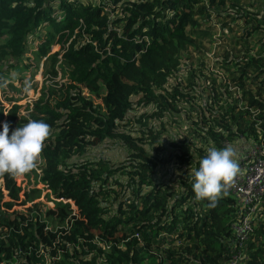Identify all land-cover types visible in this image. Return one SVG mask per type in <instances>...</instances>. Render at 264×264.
<instances>
[{"label":"trees","instance_id":"trees-1","mask_svg":"<svg viewBox=\"0 0 264 264\" xmlns=\"http://www.w3.org/2000/svg\"><path fill=\"white\" fill-rule=\"evenodd\" d=\"M211 15L230 35L231 51L216 60L225 77L198 74L182 61ZM2 36L0 68L13 59L29 71L34 64L21 61L29 53L67 82L41 85L20 106L5 94L0 69V99L13 102L0 100V131L8 123L11 135L29 119L52 129L33 182L48 190L51 207L37 201L15 209L39 188L23 190L16 177L0 176V264H226L233 256L234 264H264V216L238 247L233 196L210 206L192 191V171L210 146L264 147V0H0ZM181 69L186 84L169 83ZM133 106L149 110L129 116ZM179 106L195 116L193 136L171 143L164 161L159 132ZM103 140L125 148L126 159L86 158ZM167 161L177 168L171 184L153 177Z\"/></svg>","mask_w":264,"mask_h":264},{"label":"rangeland","instance_id":"rangeland-1","mask_svg":"<svg viewBox=\"0 0 264 264\" xmlns=\"http://www.w3.org/2000/svg\"><path fill=\"white\" fill-rule=\"evenodd\" d=\"M83 2H95L97 3L100 0H81ZM246 2V1H242ZM212 20L205 23L202 30L206 32V35L202 38H195V49L194 48H187L186 57L182 56V61L185 62V66H188V69L197 71V73H202L205 76H208L210 72H212L215 76L218 77H225L226 74L220 69L219 64L216 60L220 59L221 56L224 55L225 52H230V43L226 40L229 38V34H225V31H221L218 29L217 25L214 23V15L210 17ZM208 26H213L208 29ZM6 39L5 36L0 38V42ZM35 49V42H33L28 47V52H31ZM58 49L57 46H53L51 48V52L56 51ZM50 52V53H51ZM26 59H21L24 63L34 64L35 67H31L29 71L23 72L20 69H17V65L15 64L13 59H6L1 65L3 71H6L3 74L4 85L2 88L7 96H11L14 100H16V104L20 106H24L25 103H31L33 100L36 99L38 95V88L41 85H47L49 87L56 88L58 84L67 82L65 78L61 77V73L56 70V74L52 75L47 70V66L43 68V64L38 62L37 60L33 59V55L26 53ZM33 66V65H32ZM56 66V65H55ZM55 69V67H54ZM53 69V70H54ZM183 69V68H182ZM177 74L176 79H170L169 83H174L176 80L182 82V84H186L184 80V72L183 70ZM26 85H23L26 83ZM14 86L15 89H12L8 86ZM232 90V89H231ZM200 92V90L195 91ZM1 94V92H0ZM197 100V97H194ZM4 107H8L12 101H6L0 99ZM13 103V102H12ZM180 111L175 113L173 117L166 116L163 119V124L165 130L160 131V137L158 138L159 144L163 145L165 149L163 153L158 155L159 158L166 160V157L173 152V148L170 146L171 143H177L178 141L184 139L187 140L193 134L190 133L189 124L190 122L195 121V116L193 112H191L187 107L179 106ZM148 107H136L133 106L132 110L129 113L131 115H138L140 113L148 111ZM20 112H24V109L21 107ZM155 125V130H160V125L157 121L152 122ZM136 128V126H134ZM133 136H138L135 133H131ZM195 140V139H193ZM242 142V141H241ZM239 140L230 143V146H234L241 143ZM206 144V143H204ZM202 144V145H204ZM240 151V148L236 150V153ZM242 153V150L241 152ZM125 148L119 145L116 142H111L109 140H103L100 143L93 145L87 152L86 158L91 160H104L109 165H117L124 161L125 158ZM40 167V159L37 161V169ZM35 173L36 171L33 169L32 172H29L21 177H16V184L24 189L35 187L39 188V193L37 196L32 199L30 202H45L46 206L51 207V202H47L44 199V195L46 191L40 187V185L34 184L35 181ZM177 176V168L171 164V162H162L160 163L159 167L157 168V174L153 177L156 180L161 182H166L171 184L174 178ZM19 197H22V192L19 193ZM50 197V194H49ZM29 202L25 203L24 205H18L19 210L23 211L28 205ZM84 229H89V226H84Z\"/></svg>","mask_w":264,"mask_h":264},{"label":"clouds","instance_id":"clouds-1","mask_svg":"<svg viewBox=\"0 0 264 264\" xmlns=\"http://www.w3.org/2000/svg\"><path fill=\"white\" fill-rule=\"evenodd\" d=\"M0 131V176L9 174L21 177L37 167L45 141L51 136L49 124L29 119L22 127H16L9 135L10 125L4 123ZM199 168L193 169L192 191L197 200L207 199L215 206L218 199L233 186L241 174L234 147L218 149L210 146L199 160Z\"/></svg>","mask_w":264,"mask_h":264},{"label":"built area","instance_id":"built-area-1","mask_svg":"<svg viewBox=\"0 0 264 264\" xmlns=\"http://www.w3.org/2000/svg\"><path fill=\"white\" fill-rule=\"evenodd\" d=\"M241 142V141H240ZM235 150L240 148L237 153V160L241 169V174L235 179L232 187L227 192L235 200L236 218L231 223L232 233L240 243L251 230L252 222L255 217L264 216V147L255 141L241 142L233 146ZM242 150V153H240ZM39 173V169H34ZM41 188L45 189L40 183ZM23 189V187H21ZM33 202H29L30 205ZM19 210L18 206H14ZM242 254V253H241ZM244 258V254L242 256ZM237 256L226 264H234ZM240 258V257H239Z\"/></svg>","mask_w":264,"mask_h":264}]
</instances>
